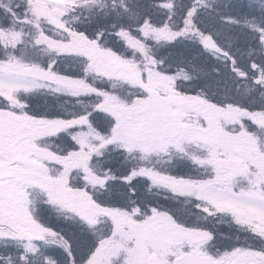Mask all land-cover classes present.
Instances as JSON below:
<instances>
[{"label":"snow or ice","instance_id":"6c2138e0","mask_svg":"<svg viewBox=\"0 0 264 264\" xmlns=\"http://www.w3.org/2000/svg\"><path fill=\"white\" fill-rule=\"evenodd\" d=\"M0 264H264V0H0Z\"/></svg>","mask_w":264,"mask_h":264}]
</instances>
